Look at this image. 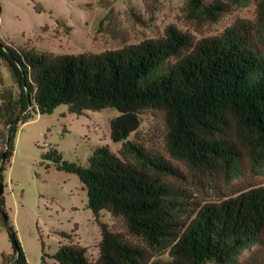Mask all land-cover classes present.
<instances>
[{"label": "trees", "instance_id": "obj_1", "mask_svg": "<svg viewBox=\"0 0 264 264\" xmlns=\"http://www.w3.org/2000/svg\"><path fill=\"white\" fill-rule=\"evenodd\" d=\"M244 4L187 0L186 9L200 23H212ZM0 61L17 87L0 89V220L11 243L0 264H29L3 199L16 132L59 104L77 115L115 108L110 139L121 147L118 154L96 147L86 165L63 160L53 147L42 153L56 169L78 176L100 233L93 262L85 246L67 242L53 255L58 264H264V186L202 203L181 185L185 176L175 164L206 178H230L243 157L264 163V0H256L253 19L238 17L213 35L196 38L167 25L160 36L81 53L39 51L0 38ZM146 111L163 118L166 154L137 136ZM102 212L120 227L100 220ZM251 245L255 250L238 262Z\"/></svg>", "mask_w": 264, "mask_h": 264}, {"label": "rangeland", "instance_id": "obj_2", "mask_svg": "<svg viewBox=\"0 0 264 264\" xmlns=\"http://www.w3.org/2000/svg\"><path fill=\"white\" fill-rule=\"evenodd\" d=\"M186 3L187 0H0V38L9 44L51 53L101 52L160 36L167 25L199 38L222 31L238 17L255 16L256 0H245L244 5L234 6L218 21L200 23L205 21L191 18ZM0 79V89L17 91L9 69L1 61ZM118 113L107 107L77 115L66 104H59L51 113L34 114L19 126L14 152L4 172L3 199L29 264H58L53 255L59 243L67 242L85 246L89 260L96 259L99 227L87 206L82 183L76 174L56 169L41 155L53 147L63 160L86 165L98 146L108 145L118 154L121 143L110 139V120ZM133 136L134 133L129 138ZM137 136L166 154L160 113L144 112ZM251 162L243 157L238 173L230 178L222 173L206 178L183 164H175L185 176L181 185L203 203L237 189L264 186V163L254 166ZM99 218L120 227L107 212ZM62 233L69 237H62ZM253 250L254 245L246 248L238 262H244ZM10 251L7 228L0 220V254ZM161 258L167 259V254Z\"/></svg>", "mask_w": 264, "mask_h": 264}, {"label": "water", "instance_id": "obj_3", "mask_svg": "<svg viewBox=\"0 0 264 264\" xmlns=\"http://www.w3.org/2000/svg\"><path fill=\"white\" fill-rule=\"evenodd\" d=\"M1 193H2V190H1ZM5 218V220L7 221V218L6 217H4Z\"/></svg>", "mask_w": 264, "mask_h": 264}]
</instances>
